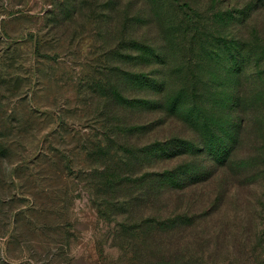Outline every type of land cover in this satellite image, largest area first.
I'll list each match as a JSON object with an SVG mask.
<instances>
[{"label":"trees","instance_id":"trees-1","mask_svg":"<svg viewBox=\"0 0 264 264\" xmlns=\"http://www.w3.org/2000/svg\"><path fill=\"white\" fill-rule=\"evenodd\" d=\"M139 1L151 7L135 24L153 23L156 42L133 37L124 11L111 81L123 111L137 93L131 125L148 132L150 169L143 176L136 157V173L111 171L99 210L121 216L113 235L139 262L146 247L155 264H218L222 253L228 264L264 263V30L249 28L245 7Z\"/></svg>","mask_w":264,"mask_h":264},{"label":"rangeland","instance_id":"rangeland-1","mask_svg":"<svg viewBox=\"0 0 264 264\" xmlns=\"http://www.w3.org/2000/svg\"><path fill=\"white\" fill-rule=\"evenodd\" d=\"M85 1L0 0V264H155L146 247L139 252L146 261L134 260L113 235L121 216L99 210L111 171L136 173V157L143 176L150 169L148 132L131 125L137 93L127 91L121 110L111 78L124 11L133 37L137 29L156 42L149 17L146 25L134 19L151 6ZM183 1L199 11L245 7L249 28L263 33L264 0ZM227 256L218 264H228Z\"/></svg>","mask_w":264,"mask_h":264}]
</instances>
